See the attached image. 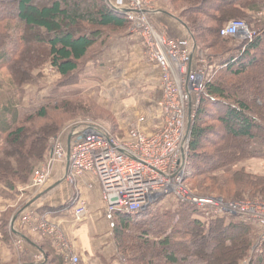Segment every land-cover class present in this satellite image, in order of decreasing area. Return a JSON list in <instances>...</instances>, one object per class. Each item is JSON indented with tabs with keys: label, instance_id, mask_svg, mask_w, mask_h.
Listing matches in <instances>:
<instances>
[{
	"label": "trees",
	"instance_id": "1",
	"mask_svg": "<svg viewBox=\"0 0 264 264\" xmlns=\"http://www.w3.org/2000/svg\"><path fill=\"white\" fill-rule=\"evenodd\" d=\"M36 2L0 0V70L8 73L11 86L20 93L45 66L61 77L59 87L78 85L81 65L101 38L119 36L131 26L126 14L116 11L109 0ZM169 3L171 8L160 9L162 15L187 28L196 60H206L215 72L193 123L185 184L194 193L195 188L203 189L204 196L219 192L228 197L217 196L234 200L249 193L264 200V172L233 168L264 158V29L256 32L252 22L247 23L256 34L251 42L221 36L229 22L251 20L248 13L261 12L264 0ZM203 16L210 19L207 27ZM88 101L81 93L58 87L41 105L24 107L21 101H7V118L0 116V184L10 189L28 185L50 156L53 140L72 122L88 118L92 109ZM180 204L183 212H166L162 218L149 216L150 209L134 216L118 212L114 238L122 263L264 264V243L253 249L257 224L233 215L207 217L190 206L191 212L205 217L192 218L189 205ZM1 227L3 240L9 242L15 232L9 231L7 221Z\"/></svg>",
	"mask_w": 264,
	"mask_h": 264
},
{
	"label": "built area",
	"instance_id": "2",
	"mask_svg": "<svg viewBox=\"0 0 264 264\" xmlns=\"http://www.w3.org/2000/svg\"><path fill=\"white\" fill-rule=\"evenodd\" d=\"M111 6L126 14L131 30L142 41L148 60L160 72L161 98L156 102L157 126L151 134L142 130L138 119L127 136L119 140L107 128L90 120L75 122L53 140L48 159L38 167L31 187L40 190L49 183L58 161H68L66 179L77 182L89 174L102 188V200L109 212L131 216L146 210L158 199L173 194L179 203L198 209L207 217L227 215L258 225V242L264 243V201H235L195 195L185 184L193 123L202 95L215 75L206 60H196V46L189 33L179 39L155 29L151 15L154 0H115ZM255 33L243 20H233L221 36L253 41ZM67 141L65 142V140ZM74 217L83 221L89 208L77 195ZM68 211L67 208L63 210ZM21 224L30 232L54 240L67 264H81L58 223L35 210L19 213ZM17 244L22 246V242ZM248 262L245 261V264Z\"/></svg>",
	"mask_w": 264,
	"mask_h": 264
},
{
	"label": "crops",
	"instance_id": "3",
	"mask_svg": "<svg viewBox=\"0 0 264 264\" xmlns=\"http://www.w3.org/2000/svg\"><path fill=\"white\" fill-rule=\"evenodd\" d=\"M162 14V11L158 9L151 16L154 22L166 18L163 25L159 26L163 34L181 38L188 33L187 28L176 18ZM134 39L124 40L122 38L117 41L120 46L106 50L103 63L119 65V60L126 59V56L127 58L133 57L138 65L132 66L131 63H127L124 67H133L136 72H140V79L147 80L149 85H155L158 81L160 82V72L157 67L152 66L153 70L156 69L153 73L152 67L145 65L143 47L139 43H135ZM120 54L123 55V58H119ZM145 94L138 108L134 104L133 113H137L135 123L139 118H145L141 126L142 130L146 134H151L157 126L156 102L151 99V97L155 98V94L148 91ZM160 98L161 92L158 99ZM68 166L67 160L58 161L54 166L49 183L45 188L38 190V194L34 193L35 195L31 196L29 201H27L29 198L26 193L27 185H18L15 189H10L0 184V264H67L54 240L34 234L21 224L19 213L24 209L35 210L39 214L47 216L49 220L58 223L68 242L70 252L80 258L81 264H121V260L116 258L118 255L114 238L116 218L107 210L102 200L100 183L89 174L78 179L77 182L67 180L65 176ZM63 177H65L64 181L58 184ZM77 195H80L89 208L87 222L82 225L74 217V200ZM65 208L68 211L64 212ZM104 214L108 216L110 223L104 221L105 225L99 228V235L96 229L97 220L104 217L101 216ZM4 221L8 222L9 231L15 232L9 242L3 240L1 232ZM102 227H104L103 231H100ZM105 232H107L104 235L106 237H103L102 233ZM18 241L22 242V246L17 244Z\"/></svg>",
	"mask_w": 264,
	"mask_h": 264
},
{
	"label": "rangeland",
	"instance_id": "4",
	"mask_svg": "<svg viewBox=\"0 0 264 264\" xmlns=\"http://www.w3.org/2000/svg\"><path fill=\"white\" fill-rule=\"evenodd\" d=\"M52 0H37V4L41 5L44 3H50ZM114 2V4H118L115 0H109V2ZM155 4L154 6L157 9L162 8H171L169 0H154ZM208 15H211V11L207 12ZM248 16L251 17V20H244L246 23L250 25V22H252L251 26L254 28L253 30L256 32H259L264 29V9L261 12H254V13H248ZM163 18V17H162ZM164 17L161 21L157 20V22H154L152 20L153 25L155 29H157L160 33L159 26L163 25L164 23ZM202 20L204 22L203 26L207 27V25L210 22L209 17H202ZM202 26V27H203ZM88 29L85 27V30ZM84 29L83 27H80L78 29V32H82ZM77 33V32H76ZM114 33V32H113ZM108 34V33H107ZM119 34V33H117ZM169 37L178 38L177 36H170L166 34ZM108 35L101 38V42L96 45V47L93 49V51L88 56L85 63L81 65V70L79 72V84L78 85H72V86H65V87H59L61 81V77L50 67L45 66L38 72H36L35 79L36 81L34 83L30 84H24L21 88V93L17 92V89H15L13 86H11V79L8 75V73L4 70H0V116H4V118H7L6 113V105L7 101H21L22 106L29 107L32 105H41L45 103L47 99L50 98L52 92L58 87L60 91H71V92H78L82 95L89 97L91 102L90 105L92 109L88 113V118H79L76 121L72 122H79L82 120H90L94 123L100 124L107 128L109 132L112 134V136H115L119 139H123L127 136L129 130L134 126L135 121L137 120V113H133V110L135 109L134 104H136L137 108L144 99V96L146 95V91L149 93H154L155 98L151 97L152 100L157 102L159 99V93H160V82L158 81L155 85H149L147 80H142L139 77L140 72H136L133 67H124L127 63L134 66L138 65L136 60H134L133 57L126 56L127 52L125 53L124 57L126 56V59L119 60V65H113L109 63H103L104 53L106 50L110 49L111 47L120 46L117 41L121 40L122 38L124 40L128 38H135L133 41L135 43H139L141 47H143L144 50V63L145 65L153 66L148 60V56L146 53V49L140 40V38L136 37L135 34L131 30V26L127 29L126 32H121V35L119 36H109ZM232 47V43L228 45V47ZM210 51V50H209ZM129 56V55H128ZM131 56V55H130ZM114 57V56H113ZM119 58H123V55L120 54ZM124 61V62H123ZM152 67V70H153ZM215 67V66H214ZM156 70V69H155ZM155 70H153V73H155ZM142 99V100H141ZM97 107H96V106ZM44 123V122H43ZM71 124V125H72ZM212 126L214 123H210ZM70 126V125H69ZM68 126V127H69ZM215 126V125H214ZM216 131L220 132V128L216 126ZM219 135V134H218ZM212 139H215V137H212ZM264 158L260 159H254V160H248L240 163L236 167H233L235 171H243L246 170L248 173H254L259 174L261 172H264ZM39 165L38 167H40ZM37 167V168H38ZM36 168V169H37ZM230 178V177H229ZM225 180V179H224ZM223 181V180H222ZM220 184H224L223 182H220ZM191 185V183H190ZM29 198L27 201H29L30 197L34 196L35 194H38V190L31 187V182L26 186ZM195 192L199 193V196H204L202 194H205L202 192L203 189L195 188ZM237 189L234 188V193ZM243 192V191H242ZM35 193V194H34ZM194 193V192H193ZM194 193L195 195H198ZM233 193V194H234ZM232 194V195H233ZM217 195H224L226 194H220L213 193L212 198H222L221 196ZM231 195V196H232ZM205 197V196H204ZM231 198V197H230ZM227 201V199H224ZM231 200V199H230ZM235 201H247V200H253L258 201L262 200L260 198H251V195L249 193L243 194L241 198L234 199ZM264 201V200H263ZM23 204V203H22ZM188 206V205H183ZM23 208V205H22ZM189 206L188 213H192L191 217L193 216L195 218H203L201 213L198 212H191ZM149 210V216L152 217H158L162 218V216L166 212H172L174 214L181 213L184 211L182 204H180L175 196L173 194L166 195L160 199H158L154 204H152L150 207H148L146 210ZM194 213V214H193ZM113 214L114 218H117L118 212H111ZM193 215V216H192ZM104 216L100 219H98V224L96 229L98 230L99 234V228L101 226L105 225L104 221H107L110 223V220L108 219L107 215H101ZM84 219L82 222H80V225L84 224L86 221ZM176 220H178L176 218ZM96 221V223H97ZM95 224V223H94ZM103 228L100 229V231H103ZM107 232L104 234L102 233L103 237H106ZM100 235V234H99ZM258 242V237L255 239L253 243V249L256 246V243ZM117 259L120 260V253L117 251ZM121 264H126L122 263ZM247 264H249V261ZM245 264V261L243 262Z\"/></svg>",
	"mask_w": 264,
	"mask_h": 264
},
{
	"label": "water",
	"instance_id": "5",
	"mask_svg": "<svg viewBox=\"0 0 264 264\" xmlns=\"http://www.w3.org/2000/svg\"><path fill=\"white\" fill-rule=\"evenodd\" d=\"M67 175V174H66ZM66 177V176H65ZM65 177H63L58 184H60L62 181H64Z\"/></svg>",
	"mask_w": 264,
	"mask_h": 264
}]
</instances>
